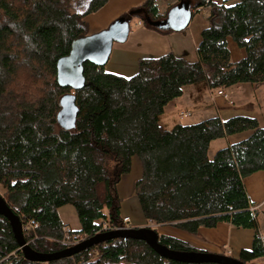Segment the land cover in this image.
Wrapping results in <instances>:
<instances>
[{"label": "trees", "instance_id": "1", "mask_svg": "<svg viewBox=\"0 0 264 264\" xmlns=\"http://www.w3.org/2000/svg\"><path fill=\"white\" fill-rule=\"evenodd\" d=\"M211 7L202 32L198 58L188 61L168 53L142 59L138 72L125 78L92 63L84 64L85 86L75 91L78 115L74 129L57 121L60 99L70 88L57 81V62L72 42L88 35L86 18L108 0H90L83 12L73 0H0V187L21 221L34 220L37 238L25 239L38 253L59 252L63 223L58 210L75 208L88 239L108 222L126 226L117 185L131 173L137 157L142 177L135 194L147 222L171 225L189 234L220 223L254 231L253 246L239 260L258 264L264 240L251 210L244 179L264 172V127L257 119L237 116L164 129L165 107L186 86L205 83L212 90L238 84H264V0H175ZM147 22L163 21L156 0L132 11ZM131 15L124 18L130 19ZM157 30L159 29L153 26ZM163 31V30H162ZM171 31V30H170ZM245 52L231 60L227 39ZM250 132V136L209 156L217 139ZM104 222V223H103ZM32 237V236H31ZM171 250L202 251L188 242L160 235ZM0 264H187L161 257L146 243L117 238L51 262L25 259L9 221L0 216Z\"/></svg>", "mask_w": 264, "mask_h": 264}, {"label": "crops", "instance_id": "2", "mask_svg": "<svg viewBox=\"0 0 264 264\" xmlns=\"http://www.w3.org/2000/svg\"><path fill=\"white\" fill-rule=\"evenodd\" d=\"M146 1L120 0L119 4L125 6L113 16L110 23L125 15H130L134 9L141 7ZM156 1L159 13L162 16H168L169 11L176 2L175 0ZM109 2L111 0H108L102 9L92 13V15L104 11L109 6ZM212 2L218 5L225 3L228 6L237 3L235 0H212ZM193 3H190L193 16L187 28L182 31H159L153 26H148L140 16H131L130 23L132 21L135 22V26L132 28L130 25V33L125 42L113 44L105 71L110 74L131 78L137 74L140 60L157 59L172 52L188 61L197 60V48L202 40V32L209 26L211 7L204 6L195 10L197 3ZM227 44L233 62L245 57L244 50L240 49L231 38L227 39ZM233 53H236L239 58L234 59ZM263 86L255 87L248 83L238 84L223 90L227 97L217 95V90L210 89L205 83L186 86L183 90V95L174 99L165 107L164 113L160 117V124H162L161 126L164 129L172 130L177 125L190 126L215 118L226 121L233 117L244 116L257 119L260 125L264 127ZM163 124L167 125L166 128ZM249 136L250 132H244L213 141L209 150L210 158H213L216 153L211 151L213 145H217L218 151L229 145L241 142ZM142 173L140 161L137 157H134L131 173L123 177L117 185L118 194L122 199L121 215L123 218H130L132 212L137 211L138 198L135 194V183L141 179ZM244 185L249 197L251 210L254 209L252 211L257 214L260 233L264 240L261 226V217H264V172L259 171L246 177ZM64 207L58 210L63 225L70 226L74 231H79L81 225L78 216L76 219L75 216L63 215L62 209ZM136 223H143V221L137 220ZM160 234L168 235L165 233ZM173 235L176 237V234L169 236ZM177 235H179L177 238L188 242L198 250L223 255L232 251L234 258H239L242 250H250L254 241L253 230L238 228L230 223H220L215 228H200L197 234L184 232ZM254 262L264 264V257Z\"/></svg>", "mask_w": 264, "mask_h": 264}, {"label": "water", "instance_id": "3", "mask_svg": "<svg viewBox=\"0 0 264 264\" xmlns=\"http://www.w3.org/2000/svg\"><path fill=\"white\" fill-rule=\"evenodd\" d=\"M193 11L188 2H181L173 7L164 21L147 22L162 30L182 31L187 28ZM130 33V19L119 18L107 29L98 33L87 35L72 42V47L67 56L57 62V81L61 87L70 88L72 92L65 94L60 99L61 109L57 121L65 130L74 129L78 115L75 91L85 86L84 64L89 62L97 67L106 66L114 43H123ZM0 216L5 217L12 228L14 237L26 260L31 262H51L72 257L79 252L117 238L133 239L146 243L161 257L187 264H246L238 258L206 251H174L160 243L159 233L150 227L119 229L107 233L97 234L85 239L80 244L54 253H38L34 251L23 233L21 219L0 195Z\"/></svg>", "mask_w": 264, "mask_h": 264}, {"label": "rangeland", "instance_id": "4", "mask_svg": "<svg viewBox=\"0 0 264 264\" xmlns=\"http://www.w3.org/2000/svg\"><path fill=\"white\" fill-rule=\"evenodd\" d=\"M89 1L90 0H73L72 10L73 11L76 10V12H83L85 10L87 4L89 3ZM119 1L120 0H111V2H109V6L107 8H105L104 11H102L99 14H94V15L90 14L87 17V21L89 23V28H88V34L89 35L98 33L100 31H102L103 29L109 27L112 24V23H110V20H112L113 16H115V14L118 13L120 10H122L124 8V6H125L123 4H119ZM192 4H194L193 1H192ZM134 10H136V9H134ZM131 14H132V12L130 13V15ZM130 25L133 28L135 26V22L132 21L130 23ZM233 54H234V59L235 58L236 59L239 58V57H237L236 53H233ZM262 91H263V88H262ZM163 126L166 128L167 125L163 124ZM216 146L217 145H213L212 146V148H211L212 152H216L217 151V147ZM0 195L4 196V190L1 187H0ZM137 203H138L137 211L132 212L131 217L129 216L130 218H127L128 219L127 221H129V222L125 221L126 222V226L116 227V228H114L113 230H110V231H115V230H119V229L150 227L152 229H155L158 233L160 232V233H165V234H168V235L176 234V237L179 236L177 234H181V233L183 234L184 233V231H182V230H180V229H178V228H176L174 226H171V225L158 226L155 223L145 221L139 201ZM62 214L66 215V216H69V217H74L75 216L76 219H77L76 210L71 205L65 206L62 209ZM261 219H262V221H261L262 231L264 233V217H261ZM137 220L143 221V223H136ZM106 223H108V222H106ZM68 227H70V226H68ZM160 233H159V235H161ZM74 246H76V245H74ZM74 246H72V247H74ZM67 248H70V247H67ZM230 252L231 253H227L226 255L234 258V255H233L234 253L232 251H230Z\"/></svg>", "mask_w": 264, "mask_h": 264}, {"label": "built area", "instance_id": "5", "mask_svg": "<svg viewBox=\"0 0 264 264\" xmlns=\"http://www.w3.org/2000/svg\"><path fill=\"white\" fill-rule=\"evenodd\" d=\"M140 24V23H139ZM217 95H221L224 97H227V95L224 93L223 90H218ZM254 211V209H252ZM127 218H124V222L127 221ZM39 227L38 222L34 220L30 221H23V228L25 233L30 237V238H37V233L36 230ZM113 226H111L109 223H104L102 225V231H110L113 230ZM32 236V237H31ZM85 238H83L81 235H78L76 231L71 229L68 226L63 227V237L60 240V243L66 247H72L74 245L80 244L82 241H84Z\"/></svg>", "mask_w": 264, "mask_h": 264}, {"label": "bare ground", "instance_id": "6", "mask_svg": "<svg viewBox=\"0 0 264 264\" xmlns=\"http://www.w3.org/2000/svg\"><path fill=\"white\" fill-rule=\"evenodd\" d=\"M22 222V221H21ZM22 226H23V222H22ZM23 233H25V231H24V228H23ZM25 236V235H24Z\"/></svg>", "mask_w": 264, "mask_h": 264}]
</instances>
